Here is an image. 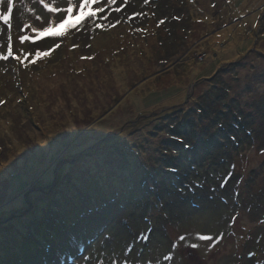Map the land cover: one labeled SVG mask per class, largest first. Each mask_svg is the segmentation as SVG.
<instances>
[{
	"label": "rangeland",
	"instance_id": "rangeland-1",
	"mask_svg": "<svg viewBox=\"0 0 264 264\" xmlns=\"http://www.w3.org/2000/svg\"><path fill=\"white\" fill-rule=\"evenodd\" d=\"M96 6L107 17L96 22L113 29L93 36L85 21L60 39L19 45L33 57L60 44L22 70L24 104L17 66L0 60V264H264V53L253 52H264V0ZM205 13L211 22L200 28L193 18ZM64 15L40 0H13L0 53L10 30L31 35ZM193 99L227 127L230 103L248 115L255 141L241 140L242 162L213 122L204 121V144H195ZM166 135L190 143V164ZM33 221L52 231V247L42 248L45 232L31 238Z\"/></svg>",
	"mask_w": 264,
	"mask_h": 264
},
{
	"label": "trees",
	"instance_id": "trees-1",
	"mask_svg": "<svg viewBox=\"0 0 264 264\" xmlns=\"http://www.w3.org/2000/svg\"><path fill=\"white\" fill-rule=\"evenodd\" d=\"M149 12H151V14H152V11H149ZM150 14V13H149ZM244 15V14H243ZM194 20H196L200 25L199 26H201L200 28H206V27H208L209 26V24H210V22H211V19L209 18V16H208V14H199V16L198 17H196V18H193ZM0 23H1V21H0ZM243 23H245V28L243 29V31H244V34L245 35H247V29H248V27H250V22L247 20V19H245L244 18V21H243ZM119 24H122V25H126V24H128V22H126L125 20L124 21H120V22H118L117 23V25H119ZM159 25H160V23H158ZM158 25V26H159ZM190 25V24H189ZM198 26V27H199ZM141 27V29L142 30H145V27H142V26H140ZM192 27V26H191ZM196 29V28H195ZM69 31V30H68ZM68 31L62 36V37H65L66 35H67V33H68ZM207 34V33H206ZM9 36H10V38H11V40H12V45H13V49L15 50V52L16 53H18V55H20L21 56V59L22 60H24L25 59V56H27V54H28V51H24V52H22L23 50H22V48L23 47H26L25 45H28L29 46V42H25V43H23V47L21 48V49H19L20 47H19V45H22L21 43H20V41H19V37H18V34H17V32H14L13 30H10V33L8 34ZM9 36H7V40L9 39ZM62 37H59V39L60 38H62ZM261 37V38H260ZM203 38H204V43L206 42V40H207V37H206V35H204L203 36ZM258 39H264V31L262 32V35H260L259 33H258V37H257ZM159 40H161V38H158V41ZM162 45H163V43H162ZM7 49V48H6ZM124 49V48H123ZM129 50H132V52H134L135 53V51H134V49L133 48H130V46H129ZM6 52H7V50H6ZM253 52H255V53H264L263 51L262 52H258V51H256V50H253ZM7 54V53H6ZM136 54V53H135ZM32 59V57L31 56H27V60H25V62H24V64H21V63H19V65H18V68H21V67H23L22 68V70H30V67H32L33 66V63H28L27 61L28 60H31ZM13 62V61H12ZM14 64H15V62H13ZM21 64V65H20ZM37 64H38V62H37ZM121 65H122V63H121ZM141 65H142V67H143V63H141ZM123 66V65H122ZM86 72H87V70H85ZM26 72V71H25ZM21 74V76H22V72L20 73ZM22 79H23V77H22ZM15 81V80H14ZM14 84H15V82H14ZM15 87H16V90L15 91H19V90H17V87H18V89H19V85L17 84H15ZM222 90L226 93V95H228V96H230V94H231V91L228 89V88H226V87H222ZM18 94L20 95V98H21V94H20V92H18ZM231 99H232V96H231ZM199 100H195V99H193L192 100V103H196V102H198ZM20 102L22 103V101L20 100ZM201 102V101H200ZM191 103V105H193ZM203 103H201V107H197V109L195 110V112H197V116L200 118V121L198 120L197 122H195V127H196V129L197 130H195L196 131V133H195V135H194V140H195V144L196 145H199V146H203V144H204V140H205V129H204V126H205V124H204V121H210V122H213L214 123V126H216L215 127V129L218 131V133L224 138V139H226V141H227V143H228V145L232 148V150L236 153L235 155L237 156V157H239L240 158V160H241V162L243 161V159H244V154H243V152L240 150V148L242 149V148H244L245 147V145L242 143V139L244 138V137H247V138H252L253 139V141H255V137L254 136H252L251 135V133H252V130H251V128H249L247 125H246V120H245V118L248 116V115H246L245 113H244V111L242 110V109H237V108H235V107H233L232 106V104L230 103V108H232L231 110H230V119H231V122L230 123H228V125H229V127H227L224 123H222V122H219V121H216L217 119H216V117L215 116H213V115H210L209 113H208V115H206L207 114V112H209V110H208V108H207V106L206 105H202ZM201 109V110H200ZM27 113V112H26ZM29 114V113H28ZM27 114V115H28ZM205 115V116H204ZM30 117V116H29ZM28 117V120H29V122L31 123V121H30V118ZM203 118H204V120H203ZM32 124V123H31ZM31 126H33V125H31ZM33 127H36V126H33ZM230 129V130H229ZM233 131V132H232ZM219 135V136H220ZM180 138H182L183 140H185L183 137H180ZM186 141V140H185ZM188 142V141H187ZM178 143V142H176V143H174V145L176 144V145H178V148L181 150V155L182 156H184V157H186L187 156V154H191V150H192V146L190 145V143L188 142V143ZM36 144V143H35ZM35 147V146H34ZM261 150V153L262 154H264V147L262 148V149H259V151ZM261 153H259L258 152V154H261ZM191 158H192V156H191ZM42 228H44V225H43V227H41V230H40V232L39 233H35V232H33V234L31 235V238H40V233H44L45 232V230H43ZM52 231H48V230H46V232H45V236H46V238H47V240L46 241H48V244L46 245V246H48L49 244H51V241H55V237H53L52 236V233H51ZM31 243H32V245L33 246H35L34 245V243H35V241L34 240H31ZM46 255L47 256H49V253H46Z\"/></svg>",
	"mask_w": 264,
	"mask_h": 264
},
{
	"label": "snow or ice",
	"instance_id": "snow-or-ice-1",
	"mask_svg": "<svg viewBox=\"0 0 264 264\" xmlns=\"http://www.w3.org/2000/svg\"><path fill=\"white\" fill-rule=\"evenodd\" d=\"M2 2V0H0ZM101 2V0H78V3H73L72 0H67L66 7H57L53 6L50 3H46L45 0H40V3L43 5L44 9H46L49 13H66L62 19L59 20V23H49L48 26L42 28H31V35H20L19 41L21 44L25 42L36 43L37 41L43 40L46 37H62L68 30L77 28L78 26L83 28V23L88 21L94 24L95 28L102 29L104 27V23H97V20H107V17H101L99 14L104 13L106 11V7L96 6ZM116 0H107V5L115 4ZM13 11V0H8L7 2V11L0 12V20H2L6 25L9 23L11 13ZM115 11H121V8L117 7ZM139 15V14H133ZM38 20L41 17H37ZM163 21H161L162 23ZM29 27V26H25ZM59 29V30H58ZM60 44L57 43L47 50L41 51L37 49L35 51L34 56L31 60H28V63H35L37 59L42 57H47L53 52L56 48H59ZM73 47H77L73 45ZM27 56H32V53H28ZM27 56L22 60L20 55H16L13 51L12 40L9 37L7 44V54L4 55L0 53V60L7 61L9 58L16 60L17 62L24 64L25 60H27ZM2 103V101H0ZM223 237H221L222 239ZM181 240L184 239L183 236L180 237ZM201 240H212L213 237L210 235L200 236ZM192 247H197V245L193 244ZM169 257H166V259Z\"/></svg>",
	"mask_w": 264,
	"mask_h": 264
},
{
	"label": "bare ground",
	"instance_id": "bare-ground-1",
	"mask_svg": "<svg viewBox=\"0 0 264 264\" xmlns=\"http://www.w3.org/2000/svg\"><path fill=\"white\" fill-rule=\"evenodd\" d=\"M259 9L260 10H262V11H264V7L263 6H261V7H259ZM112 25V28L110 27ZM113 23L111 24V23H109L108 25H107V27L106 28H109V30L110 29H113ZM105 28V29H106ZM104 29V27L102 28V29H100V28H97V30H95L94 31V34H93V36L95 35V33L98 31L99 33H96L97 34V36H98V34H100V33H102L103 31H109V30H105ZM111 32V31H110ZM56 39H59V37H56ZM263 40V39H262ZM115 67L117 68V69H120L121 67H122V65H121V63H119V62H117L116 61V64H115ZM22 72V68H17V70L15 71V75H14V77H15V84L17 85H19V87L21 88V91L19 90V92H20V94L22 93V91H23V88H24V86L22 85V83H23V80L22 79H19V77H18V74L19 73H21ZM18 88V87H17ZM21 101H22V103L24 104L25 102L24 101H26V97L24 96V98L21 96ZM201 103L202 102H200V101H198V102H196V103H193L196 107H201ZM203 105V104H202ZM184 109H185V106H184ZM251 135L253 136V134L251 133ZM165 141L166 142H168V143H172V144H174V143H176V142H178V143H186L187 141H185V140H183L182 138H180V137H178V136H168V135H166V138H165ZM161 147V146H160ZM163 153H165V151H162ZM191 156H192V154H187V156L186 157H184L183 156V158L186 160V162L188 163V164H190L192 161V158H191ZM192 167V166H191ZM193 168V167H192ZM169 169H172V170H175L174 168H169ZM145 184V186L147 187V188H145L147 191H152V187L149 185V184H147V183H144ZM233 198H234V202H235V205H238V204H240V200H239V197H238V195L236 194V195H234L233 196ZM240 209H241V207H240ZM19 224V225H18ZM17 225H16V229L18 230V231H23L21 228H20V226H21V223L19 222ZM31 226H32V231H34V232H36V230H37V232H40V230H41V227H43V225L41 224V223H39V221H33L32 223H31ZM34 228V229H33ZM251 229V228H250ZM21 233V232H20ZM19 232L17 233L18 235L20 234ZM237 234H235V236H236ZM238 237H241V236H238ZM251 238H247L246 240H245V243H250V242H247V241H249ZM34 241H36V239L34 240Z\"/></svg>",
	"mask_w": 264,
	"mask_h": 264
}]
</instances>
